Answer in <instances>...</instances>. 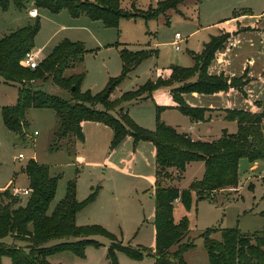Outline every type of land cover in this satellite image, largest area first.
<instances>
[{"label": "rangeland", "instance_id": "rangeland-1", "mask_svg": "<svg viewBox=\"0 0 264 264\" xmlns=\"http://www.w3.org/2000/svg\"><path fill=\"white\" fill-rule=\"evenodd\" d=\"M163 1L165 0H120V7L129 13L141 15L142 12H147L149 7L156 8L158 3L154 2ZM32 2L33 0H25V10L16 8L12 3L6 11L0 7V39L2 35L24 27H20L23 24L21 18H27V12L33 9ZM37 10L35 18L39 19L40 29L31 50L39 52L38 65L63 41L81 43L85 50L82 63L76 64L65 73H84L80 85L81 93L96 95L105 88L109 78L120 75L122 50L153 53L152 56L142 59L127 75L114 91L112 100H119L123 94L156 80L158 72L163 73L173 68H192L194 62L190 52L200 54L211 37L217 36L222 29L218 28L222 21L236 18L243 22L242 26L257 25L259 31L244 32L231 43L228 54L223 59L222 68L233 77H241L248 69L247 77L253 82L248 89L246 87L249 83L244 87V95L234 91L235 94L230 100L232 108L252 110L255 101L264 104V0H202L200 3L187 0L175 10L155 20L124 19L119 21L117 28H107L102 22L91 20L85 15L74 18L66 10L57 14H52L46 9ZM35 18L30 20V24L34 23ZM241 29L251 30L250 27ZM175 33L182 39L178 51L172 46ZM35 86L49 95L71 101L69 91L57 88L50 81H38ZM166 90L168 89L159 91L168 92ZM219 96H185L188 105L204 109L201 121H193L173 108L164 109L157 114L155 103L148 99L126 102L122 107L128 105L127 113L130 119L145 130L153 132L158 121L173 128L178 134L211 140L220 138L222 131L228 134L237 132L235 122L226 120L224 114L219 111L225 108L224 100ZM17 97L18 87L5 84L0 79V194L8 190L11 195L19 196L21 206L25 204L27 196H22L20 192L29 188L22 168L32 159L37 164L47 166L52 176L59 175L61 178L57 184L55 198L50 204V212L64 198L68 182L74 181L76 198L80 202L86 200L93 191L97 192L96 199L76 215V225L97 226L105 232L91 236L90 239L98 242L100 246H88L83 258L62 252L48 257V263L107 264L106 255L111 243L108 234L115 237L122 246L144 253L142 259L134 260L125 252L118 251V264H154L153 258L147 257L143 252L152 250L153 253L155 247L151 181H155L156 162L152 144H134L132 139L126 138L110 153L112 136L109 129L89 124L83 131V145L76 143L70 146L71 152H68L66 146L72 145L73 141L64 140L60 149L52 151V133L57 126L53 110L29 109L25 116L27 126L22 134H15L4 127L1 110L3 107L15 106ZM154 97L156 98V95ZM162 101L155 102L159 105L164 103ZM140 102L142 104L137 105ZM96 109L103 108L97 105ZM111 115L117 117L118 109L111 112ZM35 132L38 133L37 136H34ZM76 153H79L83 160L75 158ZM19 155L24 158L19 160ZM255 162H258V168L252 171L251 167ZM255 162L247 158L239 161L238 183L234 190L216 194L213 192V200H198L192 193L191 206L187 212L180 202L175 204L174 222L178 223L181 216H187L189 232L184 242L190 240L194 244L183 256L186 264H208L202 236L207 230H213L210 237L218 241L221 240V231L224 230L235 229L245 234H255L262 230L264 159ZM167 172L166 174L172 177L173 173ZM203 174V162L188 164L180 180V188L188 189L193 182L201 180ZM172 178L174 181L175 174ZM5 242L11 243L9 238L5 239ZM55 243L51 242L49 245ZM1 264H12V261L9 257H3Z\"/></svg>", "mask_w": 264, "mask_h": 264}, {"label": "trees", "instance_id": "trees-1", "mask_svg": "<svg viewBox=\"0 0 264 264\" xmlns=\"http://www.w3.org/2000/svg\"><path fill=\"white\" fill-rule=\"evenodd\" d=\"M185 1L187 0L158 2L156 8L149 7L141 15L122 10L120 0H33V6L36 9H46L52 14L66 10L74 18L85 15L91 20L102 22L107 28H117L119 21L124 19L155 20L175 10ZM201 1L195 0L197 3ZM24 2L25 0H0V7L6 11L12 3L16 8L23 9ZM35 19L33 24L17 29L0 40V78L5 84L18 87L15 106L3 107L1 110L4 127L15 134H22L27 126L26 112L32 108H46L53 110L57 119L50 145L52 151L60 149L64 140L73 141L72 145L66 146L68 152H71L70 146L75 143H84L85 123L102 125L112 132L110 153L126 138L132 139L134 144H152L156 162L153 194L155 247L153 253L152 250L143 252L147 257L153 258L154 264H186L183 256L194 244L190 240L184 242L189 232V221L183 216L178 223L174 222V204L178 201L185 211H189L192 193L198 200H213V192L216 194L237 188L239 161L242 158L251 162L264 159V109L260 103H254L252 110H225V119L236 123L237 132L228 134L223 131L219 139L209 142L193 140L187 134H178L173 128L158 121L153 132L145 130L130 119L122 104L148 99L155 103L157 114L164 109L173 108L193 121H201L204 109L188 105L186 95L229 96L233 91L244 95V87L251 81L247 77L248 69L241 77L213 75L209 72L212 61L237 32L221 31L218 36L211 37L200 54L190 52L194 62L192 68H173L163 73L158 72L156 80L123 94L119 100H112L114 91L127 75L142 59L153 53L122 50L120 75L109 78L105 88L96 95L81 93L84 73L65 75L66 71L82 63L85 50L79 42L63 41L33 70L20 65L24 55L34 48V39L40 29L39 19ZM38 81H50L57 88L69 91L71 101L37 89L35 83ZM162 89H168L170 99L169 103L158 105L154 96ZM97 105L103 109L97 110ZM116 109L117 117L111 115ZM197 161L204 164L201 180L183 190L165 184L173 181L174 174V180L180 181L187 165ZM170 170H174L171 172L172 177L166 174ZM22 172L29 183V195L25 204L21 206L19 196L11 195L8 190L0 194V264L3 257H9L12 264H49L48 257L62 252L83 258L88 246H100L90 239L95 234H105L100 227H79L75 223L76 215L96 199V191L80 202L76 198L75 182L70 181L64 198L50 212L60 176H52L47 166L37 164L32 159L25 164ZM262 215L264 218V213ZM212 232L213 230H207L202 235L208 264H264V226L255 234L240 233L235 229L221 231L220 241L210 237ZM107 236L111 242L106 255L107 264H118V251L125 252L134 260L143 258L144 253L141 251L122 246L115 237ZM7 238L10 239V244L5 242ZM51 242L56 243L49 245Z\"/></svg>", "mask_w": 264, "mask_h": 264}, {"label": "crops", "instance_id": "crops-1", "mask_svg": "<svg viewBox=\"0 0 264 264\" xmlns=\"http://www.w3.org/2000/svg\"><path fill=\"white\" fill-rule=\"evenodd\" d=\"M156 3H158V2H154V4H156ZM32 5H33V2H32ZM150 5H152V4H150ZM24 10H25V8H24ZM32 10H36V12L38 11L36 8H34V6H33V9ZM30 20H32V18H30V16L28 15V12H27V18L25 19V18H21V22H23V24H21V26L20 27H22V26H27V25H29L30 24ZM20 23V22H19ZM242 23L243 22H241V20L240 19H236V18H231V19H228V20H226V21H222L220 24H219V26H218V28H222L221 30H219V32H218V35L220 34V32L221 31H228V32H230V33H232V32H237L234 36H232L231 38H230V40L228 41V43H226V45H225V48L221 51V52H219L218 54H217V56H216V58L212 61V63H211V65H210V67H209V72H210V74H213V75H219V74H226V75H229V76H231V77H233V75H231L230 73H228V72H226L222 67H223V62H224V58L226 57V55L228 54V49H229V47H230V45H231V43H233V41H235L238 37H240L241 35H242V33H244V32H254V31H259L258 29H257V25H255V26H246V25H244V26H242ZM240 24V25H239ZM242 27H244V28H251V30L250 31H239V30H242L241 28ZM23 28V27H22ZM10 34V33H9ZM217 35V36H218ZM4 36H6V34H4V35H2V38L4 37ZM1 40V39H0ZM173 42V41H172ZM214 71V72H213ZM235 77V76H234ZM1 79V78H0ZM3 82V81H2ZM250 85H253V82H251L250 81V83L247 85V87H246V89H248V87L250 86ZM166 91H168V90H166ZM235 94V92L233 91V92H231L230 93V95L229 96H226V95H223V96H219V97H221L223 100H224V103H225V108L224 109H222V110H219L220 112H222L223 114H224V116H225V110H228V109H231V110H233V109H235V108H232L231 106H232V103L230 104V100H231V98L233 97V95ZM155 95H156V98H155V100L157 101H162V102H164V103H169V99H170V97L168 96V92H165V91H158L157 93H155ZM195 95V94H194ZM198 97L200 96V95H197ZM224 96H226L227 98H225ZM148 101V100H147ZM146 101V102H147ZM228 103V104H227ZM255 103H260L261 104V106H262V109H264V104L262 103V102H259V101H255ZM129 104V103H128ZM139 104H142V102H140V103H138L137 105H139ZM227 104V105H226ZM132 105V104H131ZM127 106L128 105H123V107H124V110L126 111V112H128L127 111ZM89 124H94V123H85L84 125H83V131L85 130V128L87 127V125H89ZM236 124V123H235ZM95 125H97V124H95ZM97 126H100V127H104V126H102V125H97ZM236 127H237V125H236ZM106 128V127H105ZM108 129V128H107ZM190 129L192 130L193 129V127H190ZM110 131V130H109ZM111 132V131H110ZM223 132V131H222ZM111 136H112V132H111ZM221 137V136H220ZM192 139H196V138H193V137H191ZM217 139H219V138H217ZM217 139H211V140H209V139H207V140H205V139H201V138H199V139H196V140H201V141H213V140H217ZM78 143V142H77ZM76 144V143H75ZM84 143H80V145H83ZM114 152V151H113ZM155 152V151H154ZM74 157L76 158L77 157V159H80V160H83V158H82V156L79 154V153H76L75 155H74ZM188 166V165H187ZM256 168H258V162H255V163H253V165H252V167H251V170L252 171H254ZM171 172H174V170H170ZM151 183H152V195H151V197H152V200H153V194H154V180L153 181H151ZM173 183V184H172ZM179 183H180V181H177V180H174V181H171V182H167V184L168 185H173V186H176L177 188H179L180 190H182L181 188H180V185H179ZM29 184V183H28ZM28 187V186H27ZM24 190H26V188H24L21 192H20V194L24 191ZM17 195V194H16ZM153 203H154V200H153ZM178 203V201L175 203V204H177ZM175 204H174V208H175ZM187 212V211H186ZM184 216V215H183ZM183 216H181V218L183 217ZM186 216V215H185ZM187 217V216H186ZM154 233H155V231H154Z\"/></svg>", "mask_w": 264, "mask_h": 264}, {"label": "built area", "instance_id": "built-area-1", "mask_svg": "<svg viewBox=\"0 0 264 264\" xmlns=\"http://www.w3.org/2000/svg\"><path fill=\"white\" fill-rule=\"evenodd\" d=\"M28 15L31 18H35L37 16V12L36 10H29L28 11ZM182 41L181 36L178 33H175L174 38H173V42H172V46H174L175 51L179 50V44ZM38 59H39V52H34L32 50H30L29 52H27L24 57L21 59L20 61V65L24 68L27 69H35L38 66ZM263 133H264V129H263ZM38 133L35 132L34 136H37ZM24 157L22 155L18 156V159H23ZM22 196H28L29 195V191L28 189L24 190L21 193Z\"/></svg>", "mask_w": 264, "mask_h": 264}]
</instances>
